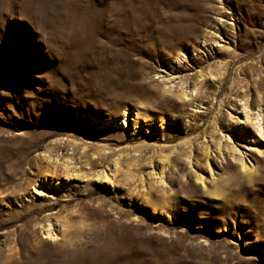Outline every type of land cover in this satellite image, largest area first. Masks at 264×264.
<instances>
[{
    "label": "rangeland",
    "instance_id": "obj_1",
    "mask_svg": "<svg viewBox=\"0 0 264 264\" xmlns=\"http://www.w3.org/2000/svg\"><path fill=\"white\" fill-rule=\"evenodd\" d=\"M0 264H264V0H0Z\"/></svg>",
    "mask_w": 264,
    "mask_h": 264
},
{
    "label": "bare ground",
    "instance_id": "obj_2",
    "mask_svg": "<svg viewBox=\"0 0 264 264\" xmlns=\"http://www.w3.org/2000/svg\"><path fill=\"white\" fill-rule=\"evenodd\" d=\"M255 118H257V116L255 117ZM256 127H257V129H258V132H260V127H259V125L256 123ZM242 167V166H241Z\"/></svg>",
    "mask_w": 264,
    "mask_h": 264
}]
</instances>
